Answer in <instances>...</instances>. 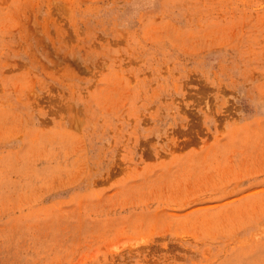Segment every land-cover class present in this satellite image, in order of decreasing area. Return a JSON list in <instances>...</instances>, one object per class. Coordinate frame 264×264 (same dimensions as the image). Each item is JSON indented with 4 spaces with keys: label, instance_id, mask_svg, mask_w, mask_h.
<instances>
[{
    "label": "rangeland",
    "instance_id": "obj_1",
    "mask_svg": "<svg viewBox=\"0 0 264 264\" xmlns=\"http://www.w3.org/2000/svg\"><path fill=\"white\" fill-rule=\"evenodd\" d=\"M0 264H264V0H0Z\"/></svg>",
    "mask_w": 264,
    "mask_h": 264
}]
</instances>
